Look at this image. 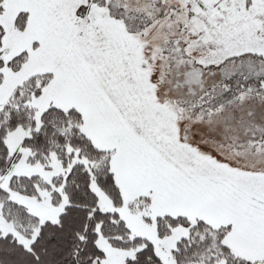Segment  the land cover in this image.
Wrapping results in <instances>:
<instances>
[{
  "label": "snow or ice",
  "instance_id": "6c2138e0",
  "mask_svg": "<svg viewBox=\"0 0 264 264\" xmlns=\"http://www.w3.org/2000/svg\"><path fill=\"white\" fill-rule=\"evenodd\" d=\"M0 264H264V0H0Z\"/></svg>",
  "mask_w": 264,
  "mask_h": 264
}]
</instances>
